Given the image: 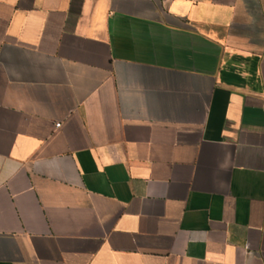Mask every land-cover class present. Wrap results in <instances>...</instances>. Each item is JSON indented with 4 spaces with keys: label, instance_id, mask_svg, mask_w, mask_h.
<instances>
[{
    "label": "crops",
    "instance_id": "1",
    "mask_svg": "<svg viewBox=\"0 0 264 264\" xmlns=\"http://www.w3.org/2000/svg\"><path fill=\"white\" fill-rule=\"evenodd\" d=\"M0 264H264V0H0Z\"/></svg>",
    "mask_w": 264,
    "mask_h": 264
},
{
    "label": "built area",
    "instance_id": "2",
    "mask_svg": "<svg viewBox=\"0 0 264 264\" xmlns=\"http://www.w3.org/2000/svg\"><path fill=\"white\" fill-rule=\"evenodd\" d=\"M56 127H60V125H56Z\"/></svg>",
    "mask_w": 264,
    "mask_h": 264
}]
</instances>
